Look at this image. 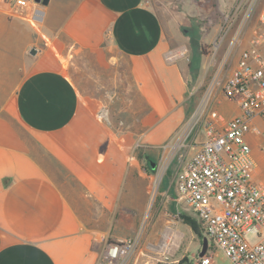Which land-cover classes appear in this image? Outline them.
<instances>
[{"label":"crops","instance_id":"1","mask_svg":"<svg viewBox=\"0 0 264 264\" xmlns=\"http://www.w3.org/2000/svg\"><path fill=\"white\" fill-rule=\"evenodd\" d=\"M152 1L49 0L39 20L0 6V264H100L114 220L143 212L155 164L146 169L145 150L181 127L192 85L182 60H166L185 44L179 20L166 25ZM222 3L243 15L250 2ZM237 24L215 53L224 25L200 39L219 66L234 67L248 44L249 30L232 42ZM85 51L116 65L111 98L70 76L68 60ZM212 110L239 113L222 98Z\"/></svg>","mask_w":264,"mask_h":264},{"label":"built area","instance_id":"2","mask_svg":"<svg viewBox=\"0 0 264 264\" xmlns=\"http://www.w3.org/2000/svg\"><path fill=\"white\" fill-rule=\"evenodd\" d=\"M243 9L224 15V32L214 43L218 50L225 36L237 22L240 34L233 43H241L249 30L248 44L243 47L237 64L224 76L212 80L206 99L221 92L234 101L239 113L226 118L214 111L201 123L203 139L176 174L178 201L193 211L203 233L232 264H264V180H257L252 143L264 151V5L252 21L258 0H249ZM11 15L39 20L44 14L43 0H0ZM170 50L168 62H176L184 49ZM228 55L226 54V58ZM223 64V63H222ZM208 103V102H207ZM177 136L173 144L180 148ZM254 233L256 242L247 236ZM135 239L107 241L105 263L120 264L136 248ZM194 264H213L209 254L198 256Z\"/></svg>","mask_w":264,"mask_h":264},{"label":"rangeland","instance_id":"3","mask_svg":"<svg viewBox=\"0 0 264 264\" xmlns=\"http://www.w3.org/2000/svg\"><path fill=\"white\" fill-rule=\"evenodd\" d=\"M222 1H152L166 25L171 26V22L176 24L174 20L176 18L179 20L175 27L185 39V44L176 50L184 49L185 53L178 61L184 62L186 79L192 85L187 93L189 96L186 101L187 115L181 127L168 140L155 148V151L145 147L146 169H150L151 161L155 164H153L154 171L148 176L149 183L143 212H138V218L114 220V233L104 240L105 246L107 241L128 238L136 240L135 250L120 264H194L202 250L203 237L192 230L187 216L197 222L199 220L191 209L178 201L175 179L180 166L203 139L201 123L204 116L213 111V102L221 98L228 100L221 92H216L207 101V89L212 80L226 75L230 67L228 62L219 66L220 60L217 62L212 57L210 51L213 44L210 48L207 43H201L202 51L201 46L199 47L200 39L206 32L216 26L223 27L226 13L221 8ZM258 13L259 10L254 12L252 21L257 18ZM169 32L171 33V28ZM219 37V34H215L216 40ZM114 66L108 64V60L100 61L93 53L85 51L74 54L68 60L66 68L83 94L109 99L120 78L119 71ZM229 109L225 110L226 114H233L232 106ZM181 133L182 136L178 141L185 144L183 147L174 148L172 145L162 147L166 143L173 144L177 137L174 135ZM252 148L257 162L254 174L257 180H264V151L258 146V140L253 141ZM130 215L135 214L130 212ZM247 238L251 242L258 240L254 233L249 234ZM206 254L212 257L213 264H232L231 260L211 241ZM100 264H106L105 258Z\"/></svg>","mask_w":264,"mask_h":264},{"label":"trees","instance_id":"4","mask_svg":"<svg viewBox=\"0 0 264 264\" xmlns=\"http://www.w3.org/2000/svg\"><path fill=\"white\" fill-rule=\"evenodd\" d=\"M188 222L192 228V230L199 235L200 237H205L204 233H203V229L202 226L199 222H197L195 219H192L190 217L187 216Z\"/></svg>","mask_w":264,"mask_h":264},{"label":"water","instance_id":"5","mask_svg":"<svg viewBox=\"0 0 264 264\" xmlns=\"http://www.w3.org/2000/svg\"><path fill=\"white\" fill-rule=\"evenodd\" d=\"M49 2V0H43L44 5H46ZM32 53H36L35 49H32L31 51ZM208 245H209V239L208 237H203V247L202 250L200 252V256H203L204 254H206L207 250H208Z\"/></svg>","mask_w":264,"mask_h":264},{"label":"bare ground","instance_id":"6","mask_svg":"<svg viewBox=\"0 0 264 264\" xmlns=\"http://www.w3.org/2000/svg\"><path fill=\"white\" fill-rule=\"evenodd\" d=\"M166 242H167V244H168V239H167V241H166Z\"/></svg>","mask_w":264,"mask_h":264}]
</instances>
